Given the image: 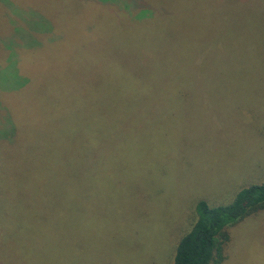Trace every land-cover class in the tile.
Instances as JSON below:
<instances>
[{"label":"rangeland","instance_id":"rangeland-1","mask_svg":"<svg viewBox=\"0 0 264 264\" xmlns=\"http://www.w3.org/2000/svg\"><path fill=\"white\" fill-rule=\"evenodd\" d=\"M143 2L0 0V264H174L198 203L264 183V0ZM225 232L264 264V209Z\"/></svg>","mask_w":264,"mask_h":264},{"label":"trees","instance_id":"trees-1","mask_svg":"<svg viewBox=\"0 0 264 264\" xmlns=\"http://www.w3.org/2000/svg\"><path fill=\"white\" fill-rule=\"evenodd\" d=\"M86 3L96 5L93 7L94 9L88 8L87 11L98 16L100 23L106 22L111 17L119 18L122 15L131 20L132 10L144 6L143 0H86ZM92 11L98 12L94 14ZM140 12L143 13L142 22L151 21L149 8L141 9ZM140 97L141 102L143 94ZM124 101L127 100L123 99L122 102ZM86 103L83 101L76 103L71 99V123L81 117L85 124L94 122L87 119L86 113L94 114V111H86ZM84 146L89 147V144L85 143ZM262 209H264V183L241 190L234 201L226 206L210 207L204 201L198 203L196 221L191 230L180 240L174 264H209L213 258L218 264L223 258V244L228 240L226 228Z\"/></svg>","mask_w":264,"mask_h":264}]
</instances>
